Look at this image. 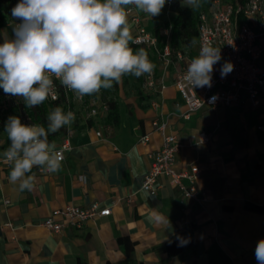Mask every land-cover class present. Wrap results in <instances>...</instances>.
Masks as SVG:
<instances>
[{"label":"crops","instance_id":"0c3cea01","mask_svg":"<svg viewBox=\"0 0 264 264\" xmlns=\"http://www.w3.org/2000/svg\"><path fill=\"white\" fill-rule=\"evenodd\" d=\"M133 10L148 31L162 22ZM128 22L134 36L131 15ZM13 26L9 22L1 29L0 43L5 36L14 37ZM173 74L174 69L163 94H149L141 105L138 97L132 100L130 136L114 140L103 133L98 120L92 121L93 127L85 120L76 123L73 149L61 170L47 173L34 168L30 191H19L9 183L10 168L2 170L0 264H193L194 260L208 264L209 253L216 256L217 249L233 264H257L254 253L257 242L264 239V213L245 205L264 206V111L244 101L232 108L203 109L185 119L186 105L173 85ZM105 98L98 95V103ZM155 120L166 122L167 133L184 143L177 171H187L191 165L201 168L198 188L205 194L204 202L180 198L167 178L160 179L156 195L143 189L149 155L162 146V135L153 127ZM81 126L85 128L79 130ZM200 134L206 135L207 143L199 140ZM146 135L149 141L143 142ZM6 138V133L0 134V156L6 150ZM94 204L111 209V215L60 233L43 226L56 210ZM153 214L162 216L163 222L150 220ZM187 233L199 241L195 255L187 252L183 258H171L161 249ZM120 238L129 245L120 246ZM131 243L134 249L126 254Z\"/></svg>","mask_w":264,"mask_h":264},{"label":"clouds","instance_id":"9594fccd","mask_svg":"<svg viewBox=\"0 0 264 264\" xmlns=\"http://www.w3.org/2000/svg\"><path fill=\"white\" fill-rule=\"evenodd\" d=\"M167 0H19L12 16L20 23L13 26V38L0 43V88L23 101L26 108L42 105L49 97L58 99L54 78L78 98L99 95L112 89L123 77L137 78L153 73L156 65L144 48L133 50L129 6L150 17L161 14ZM193 11L202 0H181ZM191 47L196 46L193 37ZM222 59L220 47L206 44L192 58L184 80L194 88L212 86L214 65ZM233 69L229 61L221 66V77ZM76 119L71 110L51 108L46 126L24 124L19 116H9L4 132L9 147L2 160L10 166L8 180L19 191L32 190L34 168L47 173L61 170L62 151L49 134L70 126ZM163 222V217H149ZM257 264H264V239L255 247Z\"/></svg>","mask_w":264,"mask_h":264},{"label":"built area","instance_id":"2783aa9c","mask_svg":"<svg viewBox=\"0 0 264 264\" xmlns=\"http://www.w3.org/2000/svg\"><path fill=\"white\" fill-rule=\"evenodd\" d=\"M172 0H168L170 7ZM128 15H131V23L135 28L133 36L135 46L153 48L157 52L158 66L153 73L144 76L143 89L149 94L160 95L168 88V78L174 69L173 85L186 105L183 115L185 119H191L193 115L203 109L218 107L232 108L242 102H248L254 109L264 111V64L261 59L264 56V0H247L245 3L233 0H211L208 9L201 13L197 26L196 46L187 48L186 51H173L170 46L171 28L163 29L161 34L166 37L163 50L158 49V38L154 32L148 31L142 25V19L129 7ZM13 25L20 23L12 21ZM211 44L220 47L222 59L214 65L212 74V86L194 88L184 80L189 61L198 55L200 47ZM225 61L231 62L232 71L225 77H221V66ZM54 91L60 98L64 94L69 107L75 113L77 105L79 111L84 113V120H101L109 112V99L98 103V96H85L78 98L73 92L65 89L54 78ZM100 95V93H99ZM51 97L48 98L50 101ZM76 116V113H75ZM77 117V116H76ZM77 120V119H76ZM67 128L66 136L61 142L56 143L62 151L63 161L66 154L72 151L71 139L74 129ZM153 127L162 135V146L151 153L150 168L145 174L143 189L151 195H156L161 187V178H167L170 184L178 189L180 198L194 202H204L205 194L198 188L201 178V168L191 165L187 171L178 172L176 169L177 157L184 148V143L174 133H167L168 124L153 121ZM101 136V132H97ZM202 143H207L205 134L198 135ZM143 142L149 141L148 135L141 138ZM2 157V156H0ZM10 166L0 158L1 172ZM187 181V184L184 182ZM111 209H101L98 204L88 208L68 205L64 209L56 210L50 217L43 221V226L52 233H60L67 228H81L91 220L111 215Z\"/></svg>","mask_w":264,"mask_h":264},{"label":"trees","instance_id":"16d2710c","mask_svg":"<svg viewBox=\"0 0 264 264\" xmlns=\"http://www.w3.org/2000/svg\"><path fill=\"white\" fill-rule=\"evenodd\" d=\"M238 1V0H233ZM241 3H245L247 0H239ZM19 2V0H0V40H1V29L5 27L9 22L15 20L12 16V8ZM211 0H202V6L193 11L188 6H181V0H172L170 5V11L174 14L173 19L164 20L162 22L156 23L154 28V34L158 38V49L163 50L166 44V37L161 34L163 29L171 28L170 35V46L172 50H184V48H191L190 44L192 38L195 37L197 40V26L199 22V16L202 12L206 11L210 6ZM130 47L133 50H138L139 48H144L148 52L149 59L156 65V69L158 66V56L157 52L153 48L135 46L130 43ZM133 80L135 83V92L138 97V103L141 105L147 96L143 94V83L144 76L139 78L135 76H125L123 77L124 83H128ZM116 88V84H114L112 89H101L100 95H107L110 92H114ZM98 95H94L92 97H97ZM107 97V96H106ZM1 98V97H0ZM105 99H109V112L104 119H107L114 128L121 127L122 122V113L120 109V105L118 102L113 100V98L108 97ZM56 106H61L65 111L68 110L69 107H73V105L68 103V99L64 94H61L60 98L57 101L46 100L42 105L37 106L35 108H26L25 104L22 102L20 105L10 108V113L6 112L4 109L0 110V134L4 132V124L6 123L9 116L15 115L19 116L21 122L24 124L30 123H39L46 126V116L48 111L51 108ZM93 119L88 120L86 123L89 124V127H93L94 123ZM101 122V120H98ZM86 126V125H83ZM81 126L79 130L85 128ZM73 129L77 128V124L73 125ZM67 128L62 127L58 132L54 134H49V141L56 142L57 139L61 136H66ZM9 141L6 138L5 149L9 147ZM246 209L264 213V206H256L250 203H246ZM118 243L122 247H126L129 245V242L126 241L125 238H120ZM132 244V243H131ZM199 246V241L192 233L183 234L162 246V250H164L169 257L171 258H183L187 252H191L193 255L196 254V250ZM134 249V244H132L131 249H126V254H130V252ZM193 264H196V260L193 261ZM208 264H233L232 260L220 249H217L216 256H213L212 253H209V261Z\"/></svg>","mask_w":264,"mask_h":264},{"label":"rangeland","instance_id":"374dc122","mask_svg":"<svg viewBox=\"0 0 264 264\" xmlns=\"http://www.w3.org/2000/svg\"><path fill=\"white\" fill-rule=\"evenodd\" d=\"M165 7H168L167 10L165 8L162 9L161 14L158 16H155L154 20H160L164 21L166 19H173L174 14L170 11V8L168 5ZM167 16V18H166ZM163 31V30H162ZM187 49L184 48V50L180 51H186ZM135 82L133 80L129 81L128 83H124L123 79L119 84H116V88L114 92H110L107 94V97L113 98L116 102L119 103L121 113H122V122L121 127L114 128L113 125L108 122L107 119L101 118V129L105 135H109L112 139L117 140L121 136H130V133L132 131V116L134 115V102H132L133 99H136L137 95L135 92ZM143 90V94L147 97H149V93ZM0 110L4 109L6 112L10 113V108H13L15 106L20 105L23 101L17 97L10 96L4 93L3 89L0 88ZM74 111L76 113V119L71 124L74 125L76 123H82L84 122V118L81 111H79V107L76 105L74 108ZM122 130V131H121Z\"/></svg>","mask_w":264,"mask_h":264}]
</instances>
